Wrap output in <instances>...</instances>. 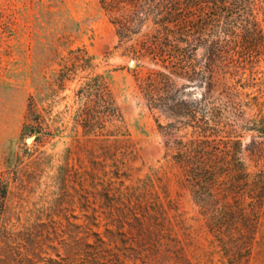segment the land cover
I'll list each match as a JSON object with an SVG mask.
<instances>
[{
    "label": "trees",
    "instance_id": "obj_1",
    "mask_svg": "<svg viewBox=\"0 0 264 264\" xmlns=\"http://www.w3.org/2000/svg\"><path fill=\"white\" fill-rule=\"evenodd\" d=\"M98 2L116 29L115 48L137 62L135 78L146 106L169 119L159 127L174 150L170 159L214 243L228 264H244L263 226L264 169L250 171L244 161V151L251 149L244 148L243 131L264 136V114L259 119L236 115L242 122L227 115L239 106L256 105L241 100L239 86H249L243 78L255 80L262 72L264 0ZM2 4L0 39L12 32ZM94 60L85 48L71 50L40 97L29 95L22 136H34V152L67 130L80 143V130L92 144L89 169H84L77 198L66 200L62 186L74 168L68 148L56 176L61 191L46 216L26 225L10 217L15 178L10 170L0 171V264H193L181 250H161V243L173 247V229L164 224L175 208L145 198L144 181L135 176L141 172L135 166L138 148ZM229 75L239 76L234 85L226 82ZM77 80L70 104L65 93ZM199 88L202 96L192 98ZM66 101L53 126L54 109ZM46 159L32 163L39 167Z\"/></svg>",
    "mask_w": 264,
    "mask_h": 264
},
{
    "label": "rangeland",
    "instance_id": "obj_2",
    "mask_svg": "<svg viewBox=\"0 0 264 264\" xmlns=\"http://www.w3.org/2000/svg\"><path fill=\"white\" fill-rule=\"evenodd\" d=\"M2 9L6 16L3 19L10 21L12 32L0 39V171L10 170V175L15 178L10 200L13 222L32 224L38 217L48 214L51 200L61 191L56 176L68 148H72L71 164L74 168L66 176L67 184L62 188L69 194L66 200L73 195L77 198L76 190H79V182L85 176L84 169H89L87 149L92 144L82 137L80 130L77 138H82L81 142L75 140L74 143L71 131L67 130L49 139L39 149L46 152L41 154L34 152L35 139L27 142V138L34 136L23 137L22 128L29 95L40 97V91H44V87L53 80L55 70L59 69L61 58L71 50L85 48L95 58V72L106 76L123 111L125 125L138 148L135 166L140 167L141 172L135 176L144 181L140 186L145 198L157 203L170 202V206L175 208L169 222L164 224L165 228L173 229L169 234L173 247L165 242L160 244L161 250H181L192 258L193 264H228L207 230L206 220L190 191L182 185L180 170L170 159L174 150L159 127V124H168L169 119L146 106L135 78L137 62L132 66L134 59L115 48L118 44L116 29L98 0H3ZM258 70L262 72L255 76V80L243 78L242 83L249 86H239L241 100L245 104L251 102L256 105L232 109L235 115L228 114L229 119L242 122L235 116L259 119L264 114V62ZM139 71L147 72L146 68ZM238 79L239 76L233 79L229 75L226 82L234 85ZM77 84L78 80L69 84L65 93L70 97L67 100L70 104ZM202 93L199 88L193 91L192 98H200ZM67 101L54 109L50 121L53 126H57L53 118L65 108ZM243 136L244 148L250 146L251 149H246L243 155L249 170L264 169V136L254 131H243ZM37 157L47 159L37 167L32 163ZM76 209L75 213L79 214ZM244 264H264V216L258 242L249 261Z\"/></svg>",
    "mask_w": 264,
    "mask_h": 264
},
{
    "label": "water",
    "instance_id": "obj_3",
    "mask_svg": "<svg viewBox=\"0 0 264 264\" xmlns=\"http://www.w3.org/2000/svg\"><path fill=\"white\" fill-rule=\"evenodd\" d=\"M135 64H136V61L135 60H132L131 61V65L132 66H135ZM34 141V137H29V138H27V142L28 143H31V142H33Z\"/></svg>",
    "mask_w": 264,
    "mask_h": 264
}]
</instances>
